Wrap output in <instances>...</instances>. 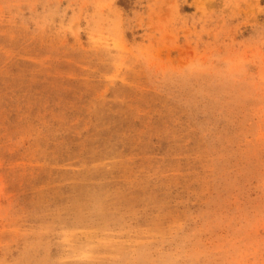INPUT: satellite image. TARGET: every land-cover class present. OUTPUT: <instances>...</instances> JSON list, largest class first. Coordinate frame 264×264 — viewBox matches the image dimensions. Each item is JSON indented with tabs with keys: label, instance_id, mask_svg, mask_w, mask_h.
Wrapping results in <instances>:
<instances>
[{
	"label": "rangeland",
	"instance_id": "1",
	"mask_svg": "<svg viewBox=\"0 0 264 264\" xmlns=\"http://www.w3.org/2000/svg\"><path fill=\"white\" fill-rule=\"evenodd\" d=\"M0 264H264V0H0Z\"/></svg>",
	"mask_w": 264,
	"mask_h": 264
}]
</instances>
